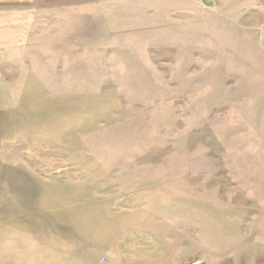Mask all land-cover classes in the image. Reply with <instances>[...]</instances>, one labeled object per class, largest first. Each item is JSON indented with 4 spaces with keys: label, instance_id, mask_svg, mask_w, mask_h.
Segmentation results:
<instances>
[{
    "label": "rangeland",
    "instance_id": "rangeland-1",
    "mask_svg": "<svg viewBox=\"0 0 264 264\" xmlns=\"http://www.w3.org/2000/svg\"><path fill=\"white\" fill-rule=\"evenodd\" d=\"M27 11L0 56V264H264V0Z\"/></svg>",
    "mask_w": 264,
    "mask_h": 264
},
{
    "label": "crops",
    "instance_id": "crops-1",
    "mask_svg": "<svg viewBox=\"0 0 264 264\" xmlns=\"http://www.w3.org/2000/svg\"><path fill=\"white\" fill-rule=\"evenodd\" d=\"M40 1L0 0V56L8 54L13 57L14 54L17 55L19 49H22L19 37L24 27V19L30 17L27 7L33 2L36 6Z\"/></svg>",
    "mask_w": 264,
    "mask_h": 264
}]
</instances>
